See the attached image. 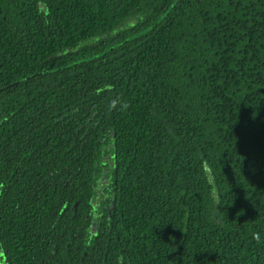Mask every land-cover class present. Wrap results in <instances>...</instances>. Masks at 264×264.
I'll return each instance as SVG.
<instances>
[{"label": "trees", "instance_id": "obj_1", "mask_svg": "<svg viewBox=\"0 0 264 264\" xmlns=\"http://www.w3.org/2000/svg\"><path fill=\"white\" fill-rule=\"evenodd\" d=\"M0 264H264V0H0Z\"/></svg>", "mask_w": 264, "mask_h": 264}]
</instances>
